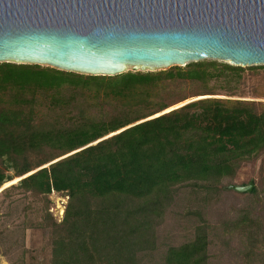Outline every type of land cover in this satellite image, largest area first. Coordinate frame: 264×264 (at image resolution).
I'll list each match as a JSON object with an SVG mask.
<instances>
[{
    "label": "trees",
    "instance_id": "obj_1",
    "mask_svg": "<svg viewBox=\"0 0 264 264\" xmlns=\"http://www.w3.org/2000/svg\"><path fill=\"white\" fill-rule=\"evenodd\" d=\"M253 78L246 99L238 91ZM212 83L225 92L209 91ZM192 85L204 90L184 94ZM258 161L252 193L239 194L264 206V65L204 59L109 76L0 62V188L19 178L3 191L69 197L60 223L46 208L51 264H143L177 186H220ZM245 209L231 224L255 262L264 207L260 217ZM210 244L201 225L165 264H208Z\"/></svg>",
    "mask_w": 264,
    "mask_h": 264
},
{
    "label": "water",
    "instance_id": "obj_2",
    "mask_svg": "<svg viewBox=\"0 0 264 264\" xmlns=\"http://www.w3.org/2000/svg\"><path fill=\"white\" fill-rule=\"evenodd\" d=\"M204 59L264 65V0H0V62L113 76Z\"/></svg>",
    "mask_w": 264,
    "mask_h": 264
},
{
    "label": "rangeland",
    "instance_id": "obj_3",
    "mask_svg": "<svg viewBox=\"0 0 264 264\" xmlns=\"http://www.w3.org/2000/svg\"><path fill=\"white\" fill-rule=\"evenodd\" d=\"M129 70L133 69L129 68ZM133 71L148 70L139 68ZM256 80L257 78L249 79L242 87L243 91H238L239 94H244L246 99H252L251 88L256 84ZM213 84L210 85L209 91L225 92ZM202 90L204 89L192 85L184 91V94ZM193 99L196 98L186 102ZM259 166L260 161L256 165L245 162L234 177L222 180L219 184L221 187L177 186L174 199L166 206L156 226L157 249L146 256L143 264H165L164 257L168 249L192 241L197 227L201 225H206L210 232L208 264H262L264 245L254 256L258 261L252 262L254 258L252 256L249 258L244 253L248 251L250 245L244 247L241 244L246 239L231 224V220L250 206L256 207L254 213L256 216H263L259 213L264 207L262 196L259 198L242 196L240 192L228 187L243 186L254 182L253 180L258 181ZM5 184L0 188V264H51L52 236L50 221L45 219L48 216L46 208H49L53 219L60 223L64 216L59 219L56 213H59L60 208H64L65 212L69 197L64 193L52 192L45 199L21 188L5 193L3 190L11 185Z\"/></svg>",
    "mask_w": 264,
    "mask_h": 264
},
{
    "label": "bare ground",
    "instance_id": "obj_4",
    "mask_svg": "<svg viewBox=\"0 0 264 264\" xmlns=\"http://www.w3.org/2000/svg\"><path fill=\"white\" fill-rule=\"evenodd\" d=\"M185 103H187V102H184V103H182L181 105H183V104H185ZM176 107H178V106H176ZM174 108H175V107H174ZM171 109H173V108H169V109H167L165 112H168V111H170ZM157 115H159V114H157ZM157 115H156V116H157ZM18 179H19V178H16V179H14V180H12V181L6 183L5 185H9V184L15 183V182H17ZM5 264H7V263H5Z\"/></svg>",
    "mask_w": 264,
    "mask_h": 264
},
{
    "label": "built area",
    "instance_id": "obj_5",
    "mask_svg": "<svg viewBox=\"0 0 264 264\" xmlns=\"http://www.w3.org/2000/svg\"><path fill=\"white\" fill-rule=\"evenodd\" d=\"M53 193H56L55 191H53ZM56 216L60 219L64 216V208H60L59 213H56Z\"/></svg>",
    "mask_w": 264,
    "mask_h": 264
}]
</instances>
